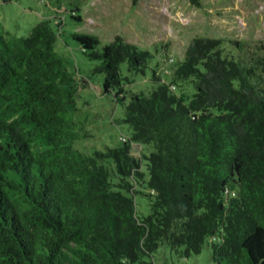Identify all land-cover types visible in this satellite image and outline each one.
<instances>
[{
  "label": "trees",
  "instance_id": "obj_1",
  "mask_svg": "<svg viewBox=\"0 0 264 264\" xmlns=\"http://www.w3.org/2000/svg\"><path fill=\"white\" fill-rule=\"evenodd\" d=\"M61 26L46 19L27 36L0 32V264H157L161 245L189 257L208 240L218 264H264L257 68L197 37L182 61L168 59L170 84L153 71L158 86L134 93L121 65L145 75L149 52L121 36L99 51L96 36L73 34L130 130L127 142L88 154L77 147L89 137L79 82L56 50ZM187 80L196 90L188 103L174 92ZM135 145L150 152L136 158ZM136 195L149 200L148 216L137 215Z\"/></svg>",
  "mask_w": 264,
  "mask_h": 264
},
{
  "label": "rangeland",
  "instance_id": "obj_2",
  "mask_svg": "<svg viewBox=\"0 0 264 264\" xmlns=\"http://www.w3.org/2000/svg\"><path fill=\"white\" fill-rule=\"evenodd\" d=\"M0 0V32L11 37L30 34L41 21L61 22L56 50L63 55L79 82V120L88 138L77 143L85 153L121 145L122 136L130 137L129 126L121 121L123 107L104 95V76L93 73L97 62L90 61L73 39L75 33H86L99 39L98 50L121 36L127 43L149 52V69L145 75L129 72L121 65L124 87L134 93L149 94L158 84L152 80L156 71L163 82L168 59L182 61L189 42L197 37L221 40L223 57L243 67L257 68L255 83L264 90V0ZM81 21L72 18V10ZM165 47V48H164ZM126 78L131 82L127 83ZM176 95L188 103L195 94L193 80L178 81ZM128 103V102H127ZM89 113L87 116L86 114ZM86 116V117H85ZM150 152L135 145L132 153L141 158ZM139 217L150 214L149 200L135 196ZM179 249L166 244L153 255L157 264H218L213 258L210 240L201 254L185 257Z\"/></svg>",
  "mask_w": 264,
  "mask_h": 264
},
{
  "label": "built area",
  "instance_id": "obj_3",
  "mask_svg": "<svg viewBox=\"0 0 264 264\" xmlns=\"http://www.w3.org/2000/svg\"><path fill=\"white\" fill-rule=\"evenodd\" d=\"M128 140H129L128 137H125V136H122V138H121L122 142H127Z\"/></svg>",
  "mask_w": 264,
  "mask_h": 264
}]
</instances>
